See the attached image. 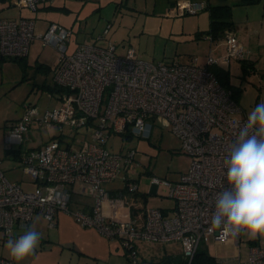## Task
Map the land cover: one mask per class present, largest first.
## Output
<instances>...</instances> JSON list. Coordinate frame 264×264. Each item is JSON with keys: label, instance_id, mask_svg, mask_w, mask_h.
<instances>
[{"label": "built area", "instance_id": "obj_1", "mask_svg": "<svg viewBox=\"0 0 264 264\" xmlns=\"http://www.w3.org/2000/svg\"><path fill=\"white\" fill-rule=\"evenodd\" d=\"M45 1L11 3L36 10ZM205 8V1L180 0L169 14H195ZM34 29L30 18H0V60L26 56L35 39L42 46L52 45L58 56L50 81L64 91L50 94L57 104L43 112L24 104L20 117L4 127L5 148L10 149L8 144L20 145L29 132L52 123L72 129L92 126L94 131L77 141L61 138L59 133L57 138L26 149L20 164L30 176V190L6 178L0 158V239L10 237L16 228H24L35 213L52 223L56 213L65 212L82 226L118 237L127 250V264H154L139 259L135 249L138 240L179 242L185 264H193L202 243L231 241L238 248L237 254L215 257V264H264V246L248 239L247 257L242 259L241 236L221 238L210 222L217 193L228 187L224 159L247 119L238 116L242 110L232 91L209 69L212 65L227 67L232 60H243L249 54L235 31H225L223 51L217 56L209 54L201 66L194 57L188 63L147 62L136 55L134 47L129 45L118 52L112 43H78L68 53L70 28L51 23L44 33H35ZM138 121L141 126H149L147 135L133 133ZM154 126L168 128L180 138L191 165L178 181L152 177L153 185L168 188L175 205L171 211L146 209L139 224L129 206L105 197L103 186L120 179L129 193L137 190L134 182L121 175L132 163L134 150L114 152L106 142L110 135L148 137ZM73 192L93 199L89 210L71 209ZM104 201L108 212L104 211ZM0 264L12 263L0 259Z\"/></svg>", "mask_w": 264, "mask_h": 264}, {"label": "rangeland", "instance_id": "obj_2", "mask_svg": "<svg viewBox=\"0 0 264 264\" xmlns=\"http://www.w3.org/2000/svg\"><path fill=\"white\" fill-rule=\"evenodd\" d=\"M211 2L217 4L224 1ZM226 3L232 5L233 21L238 31L245 27L246 18L253 28L258 27V31H261L262 46L253 44L252 62L232 60L226 67L230 84L239 89L236 99L242 112L238 116L247 118V114L255 105L264 101V0L252 3L227 0ZM64 6L68 9L62 8ZM98 6H101L100 12L93 13V9ZM164 7L165 3L161 0H48L36 10H31L11 5L7 0H0V17L18 18L25 15L24 17L34 21L35 33H44L48 22L56 20L67 25V28L69 26L74 30L80 28L88 42L95 41L96 45L106 46L112 43L117 46L118 52H123L130 45L135 48L136 55L147 62L188 63L194 57L197 64L204 66L207 56L211 54L210 51L214 56L220 54L214 51L215 43L210 44V40L203 37L195 38V33L190 31L197 18L200 28L208 27L209 18L205 9L195 14L173 16L166 12ZM86 20L88 22L85 25ZM103 21L105 24L108 23L107 27L110 25L109 31L103 30L105 27ZM73 36L68 43V53L74 50ZM98 36L103 37L95 40ZM34 41L38 45L41 43L39 39ZM39 47L46 61L53 65L56 62L53 58L55 53H58L57 48L52 45ZM22 62L24 65L17 60L0 61V158L6 178L20 182L23 188L30 190L33 188L30 176L24 173L20 162L11 159L12 152L5 149L4 127L20 117L24 104L35 106L39 112H43L46 108H53L57 102L54 96H49L52 93H48V90L42 87L45 79L50 80L49 73L46 74V70L42 71L36 63L31 62L28 65L26 60ZM93 131L92 126L72 129L65 124L60 126L52 123L47 128H37L29 132L28 138L25 137L21 145L8 144V147L17 148L23 153L29 147L57 138L59 133L61 138L77 141L88 138ZM106 147L114 152L134 150L132 163L125 174L122 171L121 175H126L137 185V197L129 195V202L132 200V206L136 207L132 209L133 216L139 224L143 221L148 208L172 210L175 200L169 197L168 188L153 185L151 179L156 176L174 182L189 170L191 157L182 150L178 136L168 128L154 126L148 137L126 138L121 135H110ZM122 183L120 179H116L104 183L103 186L115 188ZM71 197L74 200L92 201L90 197L74 195ZM256 241L264 246V239ZM200 247L216 258L232 257L238 252V248L231 241L227 243L208 241L202 243ZM248 247V237L242 235L239 248L242 259L247 257ZM135 249L139 259L150 261H158L164 254H179L182 251L180 243L174 241L159 243L138 240L135 241Z\"/></svg>", "mask_w": 264, "mask_h": 264}, {"label": "crops", "instance_id": "obj_3", "mask_svg": "<svg viewBox=\"0 0 264 264\" xmlns=\"http://www.w3.org/2000/svg\"><path fill=\"white\" fill-rule=\"evenodd\" d=\"M161 1L165 3L164 8L166 9V12H170V10L173 9L176 3L180 0H161ZM193 1H205V0H193ZM211 1L212 0H210V2ZM222 1L224 2H218L217 4L226 3L227 0H222ZM99 7L101 6L95 7L93 9V13H96L97 11L99 13L100 12ZM62 8L68 9L65 6ZM21 16L24 17L25 15H21ZM100 16L102 17V14ZM87 22L88 20H86L85 25L87 24ZM50 23H57L64 27H68L67 25L59 21L50 20L46 28L49 26ZM103 23L105 24V21H103ZM107 24L108 23H106L104 25L105 27H103L104 31H106V29H108L109 31L110 25L107 27ZM244 25L245 27L239 31L235 28L234 25L235 28L234 31L237 34L238 39L243 45L244 49L249 51V54L247 55V59H243V60L252 62L253 60L252 57H254L253 55L254 52L251 50V48L253 44L255 43L259 47L262 46L261 31L260 30L258 31V27L253 28L248 18H246ZM249 25L250 27H248ZM69 28L72 30V35H74L72 49H75L76 44L78 43H91L88 42L87 37L84 34H82L80 28H78V30H74L72 26H69ZM207 28H200V26H198V18H197L190 31L196 34L197 32L206 30ZM102 37L103 36H98L95 38V40L100 39ZM200 37L210 40L211 42L210 44L215 43L214 44L215 53L218 52L221 53L223 51L224 41L222 38L211 40L210 38H208V36H200ZM94 42L95 41H92V43ZM39 44L40 45H38L37 42L34 40L31 42L28 53L25 56V60L28 62V65L31 62H33V64L36 63V65L42 64L45 67L48 66L49 68L47 69L46 74L49 73L50 75L56 62L53 63L52 65L51 62L49 63L46 61L45 56L42 55V50L39 49L40 48L39 46L41 47L44 46H42L40 42ZM210 52L212 53V51ZM57 55L58 53L57 54L55 53V56L53 58L55 59V61ZM30 60L32 61L30 62ZM43 70L44 69H42V71ZM47 79H45L44 81L45 86L47 84H52L51 81L50 80L48 81ZM48 93L51 92L48 90ZM8 150H12V149H8ZM11 155H10L11 159L19 162L20 160L19 158H17L13 153H11ZM104 190H105V197L113 199L117 204L129 206L131 213L133 212L132 210L133 208L136 209L135 206L134 207L132 206V200H130L131 202H129V195L131 194L124 191L123 183L116 186L115 188L104 187ZM72 195L80 196V197L81 196L90 197L84 194H80L78 192H73ZM92 204H93V199L91 202H86L83 199L80 200L72 199L71 209L79 208L83 210H89ZM103 208L105 212L109 211V206L107 205L106 201H104L103 203ZM28 227H32L36 231L41 233V240L38 248L36 249L35 254L24 260L22 264H127V260H128L127 250L125 249V247L122 246L121 240L118 237H107L101 234L100 232H98L94 228L82 226L74 220L71 214L65 212L56 213V215L52 220V223H49L48 220L45 217H43L41 214L35 213L24 228H16L14 229L13 234L10 237L0 239V259H8L9 261H11L12 264H15V262L9 256L8 251L5 247L6 241L9 238L18 237ZM123 248L124 250H122Z\"/></svg>", "mask_w": 264, "mask_h": 264}, {"label": "clouds", "instance_id": "obj_4", "mask_svg": "<svg viewBox=\"0 0 264 264\" xmlns=\"http://www.w3.org/2000/svg\"><path fill=\"white\" fill-rule=\"evenodd\" d=\"M135 135H147L149 126L140 122ZM228 187L217 193L211 225L221 238L264 239V101L247 114L224 159ZM41 233L28 227L5 247L15 264L35 254Z\"/></svg>", "mask_w": 264, "mask_h": 264}, {"label": "trees", "instance_id": "obj_5", "mask_svg": "<svg viewBox=\"0 0 264 264\" xmlns=\"http://www.w3.org/2000/svg\"><path fill=\"white\" fill-rule=\"evenodd\" d=\"M7 1L11 5H13L11 3V0H7ZM257 1L259 0H240V2H245V3H252V2H257ZM45 2L39 3L37 5V8L39 7V5ZM205 2H206L205 10L208 12V16H209V25L206 30L197 32L195 34L196 35L195 38H199L200 36H208V38H210L211 40H216L220 38L223 39L226 30H234L232 5L226 4V3L213 4L210 2V0H205ZM20 17H23V16H20ZM0 18H7V17H0ZM4 60H17L18 63H20L21 65H24L22 61L23 60L25 61V56L2 58L0 61H4ZM249 62H246V64H250ZM37 66L40 69H44L43 71L46 70V72H47V69L49 68L48 66L45 67L42 64H39ZM209 69L214 72V74L217 76L218 80L224 87L232 91V95L234 99L237 101L236 97L239 94L238 93L239 89L235 88L234 86L230 84L229 78H228V75H229L228 69L226 67H221L217 65H212L209 67ZM42 87L49 90L52 94L61 93L62 91H64V88L56 84H47L45 86V83H44L42 84ZM59 136L60 135H57V137ZM122 137L131 138L132 135L124 134L122 135ZM8 152H12L19 159H21L22 157L21 151L17 148L8 150ZM124 191L128 192V189L126 188V186H124ZM136 191L131 192V193L128 192V193L137 197ZM214 259H215L214 256L210 255L204 248L199 247L194 255L192 263L193 264H215ZM152 262L154 264H185L186 260L184 259L182 251H181V253L179 254H164L158 261H152Z\"/></svg>", "mask_w": 264, "mask_h": 264}]
</instances>
